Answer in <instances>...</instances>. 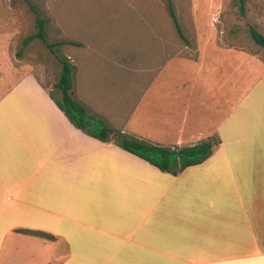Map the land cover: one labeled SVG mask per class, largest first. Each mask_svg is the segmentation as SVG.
<instances>
[{
  "label": "crops",
  "instance_id": "0c3cea01",
  "mask_svg": "<svg viewBox=\"0 0 264 264\" xmlns=\"http://www.w3.org/2000/svg\"><path fill=\"white\" fill-rule=\"evenodd\" d=\"M159 54L134 72L123 51L78 52L72 97L114 131L153 144L216 134L212 154L162 172L76 128L32 73L16 78L0 95V264H264V69L256 80L255 62L237 56L230 76L212 81L202 56L181 59L201 75L172 92L173 80L160 78L171 61L159 65ZM164 94L183 101L177 128ZM156 107V124L137 130Z\"/></svg>",
  "mask_w": 264,
  "mask_h": 264
},
{
  "label": "rangeland",
  "instance_id": "374dc122",
  "mask_svg": "<svg viewBox=\"0 0 264 264\" xmlns=\"http://www.w3.org/2000/svg\"><path fill=\"white\" fill-rule=\"evenodd\" d=\"M171 10L186 39L178 34ZM37 17L45 21L46 41L36 37L23 44L36 34ZM250 26L264 35V0H247L244 14L235 0H0V95L28 73L52 89L62 57L72 64L75 54L94 49L123 51V65L134 72L146 69L148 55L159 51V65L171 61L160 78L173 80L166 84L172 92L175 83L201 75L198 66L178 60L194 63L201 56L212 66L207 75L212 81L230 76L237 56L255 62L257 80L264 49L251 38ZM165 94L160 105L177 128L183 101L172 102ZM163 110L156 107L134 126L145 131ZM193 110L205 112L200 104Z\"/></svg>",
  "mask_w": 264,
  "mask_h": 264
},
{
  "label": "trees",
  "instance_id": "16d2710c",
  "mask_svg": "<svg viewBox=\"0 0 264 264\" xmlns=\"http://www.w3.org/2000/svg\"><path fill=\"white\" fill-rule=\"evenodd\" d=\"M246 1L247 0H235V4L239 7L241 14H244ZM171 15L174 18L178 34L182 39H186L172 10ZM44 24L45 21L42 18L37 17L36 25L38 30L36 34L25 38L23 40V44H26L28 41L36 37L45 42L46 32ZM248 31L253 41L264 49V35L256 30L254 26H250ZM48 46L51 47L53 44H48ZM60 62L61 69L59 77L57 82L53 84L52 89H48L40 81L41 86L47 89L51 99L65 114L69 121L85 134L102 142L112 141L122 149L155 166L160 171L167 172L172 175H177L187 166L202 163L212 154L215 146L220 143L218 136L216 134H212L206 139L200 140L192 145L180 147L162 146L153 144L141 138L127 136L120 131H114L103 121L90 115L84 105L72 97L71 88L73 65L66 57H62ZM19 231L46 238L51 237L40 231H30L26 229Z\"/></svg>",
  "mask_w": 264,
  "mask_h": 264
}]
</instances>
